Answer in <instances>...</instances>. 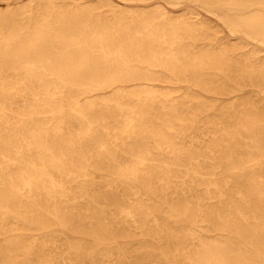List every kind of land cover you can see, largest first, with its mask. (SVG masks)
Wrapping results in <instances>:
<instances>
[{
	"label": "bare ground",
	"instance_id": "1",
	"mask_svg": "<svg viewBox=\"0 0 264 264\" xmlns=\"http://www.w3.org/2000/svg\"><path fill=\"white\" fill-rule=\"evenodd\" d=\"M0 264H264V0L0 6Z\"/></svg>",
	"mask_w": 264,
	"mask_h": 264
},
{
	"label": "rangeland",
	"instance_id": "2",
	"mask_svg": "<svg viewBox=\"0 0 264 264\" xmlns=\"http://www.w3.org/2000/svg\"><path fill=\"white\" fill-rule=\"evenodd\" d=\"M22 1H24V2L27 1V2H28V1H31V0H0V6H3V5H5V4H12V5H15V4H17V3H19V2H22ZM179 12H181V10L174 11L173 13L178 14ZM200 15H201L202 17H204V18H207V15H205L204 13H200ZM209 20H210V19H209ZM224 35L228 36L227 33H226V30H225V32H224ZM244 90H247V89H244Z\"/></svg>",
	"mask_w": 264,
	"mask_h": 264
}]
</instances>
